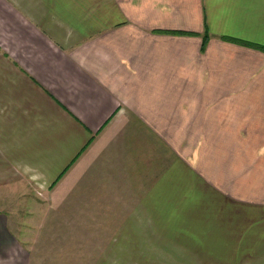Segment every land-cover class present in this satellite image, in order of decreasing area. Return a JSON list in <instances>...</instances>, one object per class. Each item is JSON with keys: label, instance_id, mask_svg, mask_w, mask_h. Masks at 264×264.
Here are the masks:
<instances>
[{"label": "crops", "instance_id": "0c3cea01", "mask_svg": "<svg viewBox=\"0 0 264 264\" xmlns=\"http://www.w3.org/2000/svg\"><path fill=\"white\" fill-rule=\"evenodd\" d=\"M32 191L0 264H264V0H0V193Z\"/></svg>", "mask_w": 264, "mask_h": 264}, {"label": "rangeland", "instance_id": "374dc122", "mask_svg": "<svg viewBox=\"0 0 264 264\" xmlns=\"http://www.w3.org/2000/svg\"><path fill=\"white\" fill-rule=\"evenodd\" d=\"M7 184H9V183H7ZM19 184H18V186H20L22 188L17 189V191H20V190H22V191H30V190H27V189L28 188H32V187H28V186H32L33 185V183H32V185H30V183L25 182V181L24 182H20ZM34 196H36V195H35V193L33 191L31 193H28V194L26 193V194H19V195H17V193H6V194L0 193V206L2 207V202L4 200H6V202H8V203H12V202L19 203L20 202L21 204H24L22 206V207H24L25 205H27V203L30 204V201L32 200V197H34ZM21 212L24 213V212H26V210L22 209ZM91 228H93V230L97 229L95 227H91ZM93 232H96V231H93ZM91 239H90V241L81 242V243H80V241L79 242L78 241H76V242L73 241V242L69 243L70 251H68V253H70L71 255H74V256H72V259L74 258L73 259L74 260V264H82L83 263L82 261H83V258H84L83 256L86 257L88 255V253H90L91 255H97L99 253L98 252V250H99L98 242L97 241H93ZM58 256H61V255H58ZM62 258L64 259V257H62ZM86 258H84L85 262L87 260ZM53 259L55 260L56 258H53ZM68 259H71V257L68 258ZM115 263H116V259H114V257H111V258L101 257L100 259H98V257H92L91 261H90V264H115Z\"/></svg>", "mask_w": 264, "mask_h": 264}]
</instances>
